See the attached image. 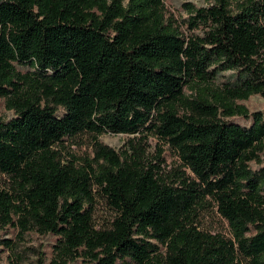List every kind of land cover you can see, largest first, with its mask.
Returning <instances> with one entry per match:
<instances>
[{
  "label": "trees",
  "instance_id": "1",
  "mask_svg": "<svg viewBox=\"0 0 264 264\" xmlns=\"http://www.w3.org/2000/svg\"><path fill=\"white\" fill-rule=\"evenodd\" d=\"M203 1L0 0V232L49 264H264V0Z\"/></svg>",
  "mask_w": 264,
  "mask_h": 264
},
{
  "label": "rangeland",
  "instance_id": "2",
  "mask_svg": "<svg viewBox=\"0 0 264 264\" xmlns=\"http://www.w3.org/2000/svg\"><path fill=\"white\" fill-rule=\"evenodd\" d=\"M126 0H124L125 2ZM182 3H191L196 7H204L205 3L203 0H165L167 7L178 10ZM228 73H224L227 76ZM243 105L247 108L250 113L261 111L264 108V99L259 96H252ZM0 117L3 120H8L12 117L11 112L3 110L2 101H0ZM231 121L240 125L247 126L249 123L238 117L232 118ZM101 141L104 142L111 148L119 150L127 137L123 135H111L106 134L100 137ZM147 152L150 158L154 155V141L149 140L147 142ZM163 156L165 158V164L162 168H167L173 164V159L167 150H164ZM253 169H259L264 167V159L261 164H253ZM110 212L106 209L103 204H99L96 207L95 222L101 223L110 217ZM217 217L213 214L206 216L203 219L205 227L209 228L214 225V220ZM54 243V240L50 236H39L34 233H26L19 235L17 231L8 229L0 232V264H49L50 258V246ZM6 245H9L6 246ZM70 264H85L80 260L72 262Z\"/></svg>",
  "mask_w": 264,
  "mask_h": 264
}]
</instances>
